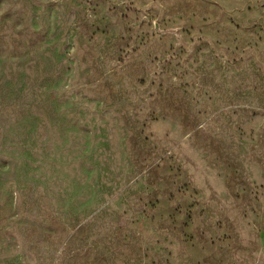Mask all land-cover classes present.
Segmentation results:
<instances>
[{
    "label": "rangeland",
    "instance_id": "374dc122",
    "mask_svg": "<svg viewBox=\"0 0 264 264\" xmlns=\"http://www.w3.org/2000/svg\"><path fill=\"white\" fill-rule=\"evenodd\" d=\"M0 264H264V0H0Z\"/></svg>",
    "mask_w": 264,
    "mask_h": 264
}]
</instances>
